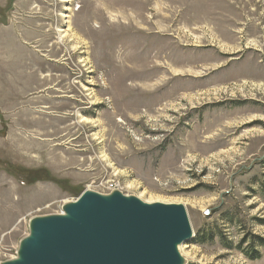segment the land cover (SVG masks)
<instances>
[{
	"label": "rangeland",
	"instance_id": "1",
	"mask_svg": "<svg viewBox=\"0 0 264 264\" xmlns=\"http://www.w3.org/2000/svg\"><path fill=\"white\" fill-rule=\"evenodd\" d=\"M108 185L185 208V264H264V0H0V263Z\"/></svg>",
	"mask_w": 264,
	"mask_h": 264
},
{
	"label": "water",
	"instance_id": "2",
	"mask_svg": "<svg viewBox=\"0 0 264 264\" xmlns=\"http://www.w3.org/2000/svg\"><path fill=\"white\" fill-rule=\"evenodd\" d=\"M15 258L0 264H185L192 239L182 205L144 203L120 190H85L60 213L32 217Z\"/></svg>",
	"mask_w": 264,
	"mask_h": 264
},
{
	"label": "built area",
	"instance_id": "3",
	"mask_svg": "<svg viewBox=\"0 0 264 264\" xmlns=\"http://www.w3.org/2000/svg\"><path fill=\"white\" fill-rule=\"evenodd\" d=\"M111 184H113V183H111ZM116 187H117L116 185H108V187L104 188L105 193H109L110 191L114 190Z\"/></svg>",
	"mask_w": 264,
	"mask_h": 264
},
{
	"label": "trees",
	"instance_id": "4",
	"mask_svg": "<svg viewBox=\"0 0 264 264\" xmlns=\"http://www.w3.org/2000/svg\"><path fill=\"white\" fill-rule=\"evenodd\" d=\"M203 239H205L204 237H203ZM202 238H201V241L203 240ZM246 241L243 239L241 242H240V244L242 245V244H244ZM260 244H263V242H262V240L261 239H259V241H258ZM252 252H253V250H252ZM253 259H256V258H253Z\"/></svg>",
	"mask_w": 264,
	"mask_h": 264
},
{
	"label": "bare ground",
	"instance_id": "5",
	"mask_svg": "<svg viewBox=\"0 0 264 264\" xmlns=\"http://www.w3.org/2000/svg\"><path fill=\"white\" fill-rule=\"evenodd\" d=\"M66 36H67V35H66ZM64 39H65V38H64ZM116 188H117V187H116ZM116 188H115V189H116ZM118 190H119V189H118Z\"/></svg>",
	"mask_w": 264,
	"mask_h": 264
}]
</instances>
